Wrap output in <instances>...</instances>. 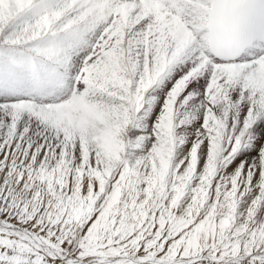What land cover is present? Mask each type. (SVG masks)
Masks as SVG:
<instances>
[{
	"label": "snow or ice",
	"instance_id": "snow-or-ice-1",
	"mask_svg": "<svg viewBox=\"0 0 264 264\" xmlns=\"http://www.w3.org/2000/svg\"><path fill=\"white\" fill-rule=\"evenodd\" d=\"M0 264H264V0H0Z\"/></svg>",
	"mask_w": 264,
	"mask_h": 264
}]
</instances>
